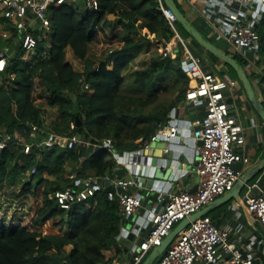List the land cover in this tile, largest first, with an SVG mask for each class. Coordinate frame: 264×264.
Wrapping results in <instances>:
<instances>
[{
    "label": "trees",
    "instance_id": "1",
    "mask_svg": "<svg viewBox=\"0 0 264 264\" xmlns=\"http://www.w3.org/2000/svg\"><path fill=\"white\" fill-rule=\"evenodd\" d=\"M97 1L96 11L86 9L82 1L50 6V32L47 37L42 35L33 58H26L20 43L0 72V137L10 136L7 148L0 152V184L34 168L32 176H37L36 184L27 181L10 195L0 190V264H110L122 252L118 238L123 217L117 200L107 197L110 187L96 190L87 202L74 204L69 210H60L50 198L55 191L76 187L77 181L104 177L112 167L114 155L107 147L41 148L39 143L30 142L33 125L68 137L73 122L83 139L93 143L111 139L116 153L136 151L185 101L190 78L179 49L178 59L162 55L165 42L173 38L174 32L166 17L157 11L156 0ZM175 2L190 20L179 0ZM175 26L182 38L194 43L179 22ZM143 29L154 38L142 35ZM257 32V64L264 66V13ZM66 49L84 61L82 72L67 60ZM91 50L105 55L97 67L89 57ZM143 51H151L147 62L126 77L125 69ZM232 57L241 67L246 66L240 56ZM84 83L91 93L84 90ZM260 84L264 105V74ZM166 90L175 91L176 95L160 102V94ZM48 109H53L55 116L49 115ZM16 137L32 144L29 154L23 152ZM66 165L71 166L69 173ZM263 171L264 168L255 178ZM71 174L73 178L69 177ZM41 186V201L36 204ZM30 215L33 229L25 225ZM50 221L65 226V234L40 230ZM257 232L264 240V231ZM68 245L72 246L70 251L65 249ZM263 261V252L256 254L255 263Z\"/></svg>",
    "mask_w": 264,
    "mask_h": 264
},
{
    "label": "built area",
    "instance_id": "2",
    "mask_svg": "<svg viewBox=\"0 0 264 264\" xmlns=\"http://www.w3.org/2000/svg\"><path fill=\"white\" fill-rule=\"evenodd\" d=\"M77 1H82L89 11L98 9L97 0H0V16L11 21H25L29 25L32 21H38L39 30L46 34L50 30L49 7ZM183 1L195 11H199L198 6L203 4L204 10L200 12L204 21L213 30L220 33L236 52L240 54L251 52L255 59L259 58L257 25L264 13V0ZM156 2L157 11L166 17L174 32L173 38L165 42L162 55L175 57L179 49L182 53L181 60L190 78L189 84L192 79L195 81L193 86L189 85L185 101L201 102L205 107L204 116L195 122L191 134L198 153L196 167L198 184L194 192L180 190L169 193L163 207L153 212L149 231L146 237L134 246L130 259L114 260L110 264H141L150 251L161 244L176 223L231 191L241 177L240 172L234 169V165L248 162V159L237 150L245 145L243 129L239 126L236 116L231 113L230 105L225 99L226 91L236 90L237 81L205 71L190 51L188 41L178 33L174 14L164 0ZM42 34L35 35L31 30L22 32L21 46L26 51H34L42 39ZM6 66V58L0 57V72H3ZM10 79H14L13 75H10ZM84 88L90 89L86 83ZM70 131V136L62 137L33 125L30 135H44L38 145L48 150L56 145L68 149L77 145L83 148L92 147L94 150L107 147L116 156L111 139H104L101 143L83 139L76 133L73 122L70 124ZM178 132H180L178 125L172 121L160 124L156 133L139 150L149 147L158 136L175 138ZM9 138L7 134L0 137V152L7 148ZM199 141L201 144H197ZM20 143L23 145V152L29 154L32 144L25 140ZM34 173L35 168L32 169L30 176ZM133 185L134 181L130 176L117 179H111L108 175L102 178L89 177L83 181L81 187L55 191L50 198L56 202L60 210H69L74 204L87 202L95 195L96 190L110 187L107 197L110 200H117L119 212L124 219L134 216L142 205V199L129 191ZM246 210L252 219L264 225V189L246 198ZM221 252L228 255L224 264H256V255L251 250H242L230 242L228 234L217 227L206 214L190 222L159 257L156 264H220ZM259 264H264V261Z\"/></svg>",
    "mask_w": 264,
    "mask_h": 264
},
{
    "label": "crops",
    "instance_id": "3",
    "mask_svg": "<svg viewBox=\"0 0 264 264\" xmlns=\"http://www.w3.org/2000/svg\"><path fill=\"white\" fill-rule=\"evenodd\" d=\"M179 2L181 4L182 9L189 14L190 21L201 30V33L203 32L202 34L204 36H206L207 38L211 37L212 35H219L220 37H222L220 33L213 30L204 21L203 16L200 12L204 10L203 4H200L198 6L199 11H195L191 10L189 6L184 3L183 0H179ZM110 18L113 19L114 16L111 15ZM39 24L40 23L38 21H32L30 26L25 21H11L4 19L0 16V57H4L6 58V60H9L11 58L10 53L14 48L17 47V45L21 43L22 32L26 30H31L33 33L41 35L42 33L38 32ZM48 34L49 33L46 32V34L42 35L47 37ZM223 40L226 41L224 38ZM187 41L188 43H190L191 39L189 38L187 39ZM2 53H5V56H2ZM70 53L71 51L69 49H66L67 60L72 54ZM236 53L238 56H240L243 60L246 61L247 64L244 69L250 77V80L251 77H255V82L251 83L253 85L256 97L260 101H263L260 78L264 74V66L257 64L258 59H255L251 52H246L245 54H240L238 52ZM249 53H251V55L253 56L252 58H250ZM204 55L205 58L208 59L207 61L209 62L208 66L204 65L205 71L211 72L217 75L218 77H229L228 68L224 62L220 60L216 61L211 56H209L206 50L204 51ZM68 61L70 62L71 60L69 59ZM233 80L237 81L236 79ZM237 83L238 87L234 92H225V99L226 102L230 105L231 113L236 116L238 124L243 129V134L245 136V145L237 150L248 159V162L237 163L234 165V169L240 172V176H243L250 169L256 167L264 159V122L260 118L256 109L253 107L252 103L249 101L246 92L240 85L239 81H237ZM186 102L187 103H185L184 105H177L170 112L169 118L165 122V124H168L170 121H172V123L177 124L182 133H179L178 135L180 137V141L175 143L179 147L183 146L185 148L183 150H179L180 148L174 149L177 152L178 160L181 162L180 167L176 169L178 171V175L176 177H173L171 180L164 182L163 186L159 191L160 199H158L154 204H152L151 209L149 211H151L152 209L156 211L160 210L165 204L167 195L169 193L177 192L180 190L191 191L197 188L198 175L196 173V167L198 163V153L196 151V145L194 144L193 140H191V144L187 143V141L191 139V134L195 122L204 116L205 107L204 104L201 102ZM41 140L42 138H40V135L38 134L34 136L30 135L31 143H39ZM153 143H151L149 147L146 148V153L148 155H160L161 151L159 149H154ZM156 146H161V144L156 141ZM125 153L127 154L128 151L116 153L119 155L118 157L113 156L112 167L110 171L106 174L111 179L130 176L127 170L125 169L124 164H121L119 162L121 158L123 159L125 157ZM162 153H165V151H163ZM83 159L85 158H81V161ZM263 168L264 166L260 168L253 177L255 178L257 173H259ZM26 174L28 173L26 172ZM69 177L73 178L74 174H71ZM253 177L251 180H253ZM83 181L84 180L77 181L75 188L81 187L83 185ZM262 189H264V171L259 176H257V178H255V181L253 183L247 185L243 196L241 195L242 191L240 192L241 203H238L234 199H232L226 203L214 207L207 213V216L211 218V220L217 225V227H219L228 234L230 242L234 243L237 247L242 250H251L255 255L259 252H263L264 240L258 237L257 230L253 231L249 229L248 224L245 225L246 222H250L251 224L254 223L252 217L247 213L246 210V198L249 195L258 194ZM129 191L134 194H137L139 192H142L143 194L149 193L145 189L139 187L135 188V184L130 187ZM134 216L136 218L141 217L140 215H138V212ZM132 217H130L129 219H131ZM45 225L46 223L42 226ZM124 226L125 225H123L122 222L120 226V236L118 238L119 246L122 252L121 254L115 256L114 260L117 261H127L130 259L131 252L133 251L134 246L146 237L150 228V223L147 224V221L144 220L142 224H139L138 221H135L130 227H127L126 229L124 228ZM128 233L133 235L132 238L129 237ZM260 242H263V244L261 245ZM220 254V264H224V261L228 259V255L224 254L223 252H221Z\"/></svg>",
    "mask_w": 264,
    "mask_h": 264
},
{
    "label": "water",
    "instance_id": "4",
    "mask_svg": "<svg viewBox=\"0 0 264 264\" xmlns=\"http://www.w3.org/2000/svg\"><path fill=\"white\" fill-rule=\"evenodd\" d=\"M164 2L169 10L174 14L176 21L179 22L183 29L199 45H201L207 52L211 53L217 59L229 65L237 73L249 101L252 103L253 107L256 109L260 118L264 122V105L262 101L256 97L253 85L245 69L241 67L232 56L226 54L218 46L204 37L201 31L197 29L178 8L175 0H164ZM19 47L20 44L17 45V48ZM1 55L5 56V53H2ZM174 58L178 59V55H176ZM178 63H180V61H178ZM184 68L186 69L185 65ZM185 103L187 102L183 101L181 102V105H184ZM179 133H181V131L178 132V135ZM178 135L175 138H167L163 136L157 137L156 141H158L161 146H156L155 141V143H153V148L159 149L161 151L160 155H148L145 151L146 149H143L139 151H129L127 154L125 153V157L123 159L121 158L119 160L121 164H124L125 169L127 170L130 177H132L135 188L139 187L149 192L148 194H143L142 192L137 193V196L142 199V205L138 210V215L141 217L136 218L133 216L131 219H124L122 222L123 225H125V229L130 227L135 221H138L139 224H142L144 220L147 221V223L150 222L155 210H149L151 209L152 204L160 199L159 191L161 187L163 186L164 182L169 181L178 175V171L176 169L180 167L181 162L178 160L177 152L174 149L180 148L179 150H183L185 148L183 146L179 147L175 143L180 141V137ZM191 140L192 139H189L187 143L191 144ZM197 144H201V142L199 141ZM163 151H165V153H162ZM118 156L119 155L116 154V157ZM263 166L264 159L256 167H253L245 175L241 176L231 191L215 199L213 202L209 203L204 208L192 214L188 218L181 220L162 240L161 244L154 247L150 251L141 264H154V262L169 248L179 233L183 231L190 224V222L206 215L214 207L226 203L232 199L238 203H241L240 192L248 184L256 172ZM195 190H191L190 192H194ZM128 235L130 238L133 236L130 233H128Z\"/></svg>",
    "mask_w": 264,
    "mask_h": 264
},
{
    "label": "rangeland",
    "instance_id": "5",
    "mask_svg": "<svg viewBox=\"0 0 264 264\" xmlns=\"http://www.w3.org/2000/svg\"><path fill=\"white\" fill-rule=\"evenodd\" d=\"M49 31H48V33H49ZM142 35H146L151 40L154 38V36L152 34H150L146 29L142 30ZM208 39L213 44L218 46L222 51L227 52L230 56L237 55V53L235 52L234 48L231 47V45L229 43L224 41L223 38L220 37L219 35H212ZM188 47L194 53V55L196 56V58L198 59L199 63L202 65L203 68H204V65L208 66V64H209V62L207 61L208 59H206L205 55H204L205 49L201 45H199L196 41H194V43H188ZM150 52L151 51H149V52H147V51L144 52L143 51L142 53H140L135 58V60L127 67V69H125L124 75L126 77H129L133 73V71H135L136 69L140 68L143 65V63L147 62L148 58L150 57ZM24 54L26 55L27 59L29 58L31 60L33 58V55H34V51H26L24 49ZM209 54H211V53H209ZM104 56L105 55H100V54L96 53L94 50H91L90 53H89V57L93 60L95 67H97L101 63V61L105 58ZM249 56H250V58L253 57L251 55V53H249ZM213 57H215V56H213ZM69 59L71 60L70 62L73 64V68L76 71L81 72L83 70V68H84V61L83 60L75 58L72 54H71V56H69ZM218 61H219V59H218ZM227 68H228L229 77L239 81L240 85L244 89L243 85L240 82V79H239V76L237 75V73L235 71H233L232 68L230 69L228 66H227ZM109 69H111V66H109ZM2 79L3 78L0 75V87L3 85V80ZM251 82H253V83L255 82V77H251ZM84 90L89 91L90 93L92 92L91 89L88 90V89L84 88ZM244 91H245V89H244ZM175 95H176L175 91L166 90L165 92L160 94L159 101L163 102V101L172 100V99H174ZM48 114L51 115V116H55V111L53 109H48ZM16 138L18 139V142L24 141V139L21 138V137H16ZM70 169H71L70 165H66L65 166L66 173H69ZM26 172L28 174H26ZM30 173H31L30 170L29 171L25 170L22 174L16 175L12 180L7 181V182H3L2 184H0V190L3 193H5L6 195H10L11 193H13L15 191H19L21 189V186L27 181H31L32 183L36 184L37 183V176H35V175L34 176H30ZM44 177H47L46 173H44ZM48 179H53V177H48ZM254 181H255V179L251 180L247 185H249L250 183H253ZM247 185L242 190V193H241L242 196L244 194V191H245ZM42 190H43V186L38 188V191H39L40 194L38 195V197L36 199V204L40 203V201H41ZM244 217H246V216H244ZM31 219H32V215H30L27 218V220L25 221V225L27 227L33 229V226L31 225ZM253 222H254L253 224H251L250 222H246L245 225L248 224L249 229H251L253 231H255V230L263 231L264 225H261L259 223V221L256 220V219H253ZM178 223H176L175 226ZM40 230L44 231V233H49V234L50 233L51 234H58V235L65 234V226H63V225H54L51 221L47 222L45 226H41ZM260 244L262 245L263 242H260ZM65 249L67 251H70L72 249V246L68 245V246L65 247ZM155 262H154V264H155Z\"/></svg>",
    "mask_w": 264,
    "mask_h": 264
},
{
    "label": "bare ground",
    "instance_id": "6",
    "mask_svg": "<svg viewBox=\"0 0 264 264\" xmlns=\"http://www.w3.org/2000/svg\"><path fill=\"white\" fill-rule=\"evenodd\" d=\"M191 83H192L191 86H193L195 84V81L192 79V82Z\"/></svg>",
    "mask_w": 264,
    "mask_h": 264
}]
</instances>
